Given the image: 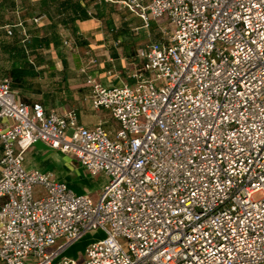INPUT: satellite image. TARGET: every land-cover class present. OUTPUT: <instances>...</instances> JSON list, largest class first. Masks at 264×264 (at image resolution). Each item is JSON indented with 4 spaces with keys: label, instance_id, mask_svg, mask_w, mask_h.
I'll list each match as a JSON object with an SVG mask.
<instances>
[{
    "label": "built area",
    "instance_id": "2783aa9c",
    "mask_svg": "<svg viewBox=\"0 0 264 264\" xmlns=\"http://www.w3.org/2000/svg\"><path fill=\"white\" fill-rule=\"evenodd\" d=\"M117 2L143 26L162 15L171 25L137 48L145 73L133 83L86 75L113 136L73 109L23 101L0 75V260L264 264V0ZM36 141L104 174L97 198L26 169ZM94 230L82 260L62 254Z\"/></svg>",
    "mask_w": 264,
    "mask_h": 264
},
{
    "label": "crops",
    "instance_id": "0c3cea01",
    "mask_svg": "<svg viewBox=\"0 0 264 264\" xmlns=\"http://www.w3.org/2000/svg\"><path fill=\"white\" fill-rule=\"evenodd\" d=\"M165 21L159 16L143 26L117 0H0V75L23 101H39L45 111L73 109L76 122L98 123L113 136L118 123L107 109L91 106L85 77L103 85L133 83L145 73L137 48L161 39ZM23 165L48 171L92 199L106 180L42 141L27 146Z\"/></svg>",
    "mask_w": 264,
    "mask_h": 264
},
{
    "label": "rangeland",
    "instance_id": "374dc122",
    "mask_svg": "<svg viewBox=\"0 0 264 264\" xmlns=\"http://www.w3.org/2000/svg\"><path fill=\"white\" fill-rule=\"evenodd\" d=\"M164 17V15H162ZM166 26H170L169 21H165ZM102 233L97 230L85 232L77 240L71 242L62 252L66 256L75 258L76 260H82L83 258V249L85 244L92 238L100 236ZM54 246V245H53Z\"/></svg>",
    "mask_w": 264,
    "mask_h": 264
}]
</instances>
